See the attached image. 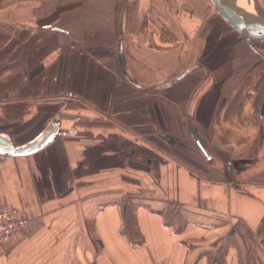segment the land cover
<instances>
[{"label": "crops", "instance_id": "crops-1", "mask_svg": "<svg viewBox=\"0 0 264 264\" xmlns=\"http://www.w3.org/2000/svg\"><path fill=\"white\" fill-rule=\"evenodd\" d=\"M116 1L0 0V141L48 140L0 161V209L28 220L0 264H264V50L224 95L240 35L210 0ZM124 196L153 202L138 245Z\"/></svg>", "mask_w": 264, "mask_h": 264}, {"label": "trees", "instance_id": "trees-1", "mask_svg": "<svg viewBox=\"0 0 264 264\" xmlns=\"http://www.w3.org/2000/svg\"><path fill=\"white\" fill-rule=\"evenodd\" d=\"M95 1L96 0H42L41 4L33 9V14L36 16L44 15L54 10L57 6L71 3H79L78 5L82 6L85 10H89L90 8L92 10V7H95L93 6V2ZM97 1L96 7L100 8L101 5L99 6V2H102L103 0ZM104 1H108L107 3L113 7L117 3L116 0ZM80 34H82L81 30ZM261 44L263 45V43L246 41L240 36V39L237 43V48L234 50V54L232 56L230 72L222 83L224 95H228L234 88L238 79L250 68H252V66L258 61L260 58V53L256 47L257 45ZM145 195L150 196L149 194ZM119 206L121 209L120 214L122 218L121 234L125 235L132 244H141L142 238L137 229L135 211L139 206L150 209L153 206V202L150 200L146 201L141 197L137 198L124 196L120 201ZM178 207V204L174 201H168L165 202V205L161 206L158 210L163 222L170 228L180 232L184 229L188 221L186 217L183 216V214L179 211Z\"/></svg>", "mask_w": 264, "mask_h": 264}, {"label": "water", "instance_id": "water-1", "mask_svg": "<svg viewBox=\"0 0 264 264\" xmlns=\"http://www.w3.org/2000/svg\"><path fill=\"white\" fill-rule=\"evenodd\" d=\"M216 11L222 17V19L234 29L241 37L246 41L263 43L264 44V18L256 16L255 20L243 19L240 12L233 5L231 0H210ZM190 69L184 71L181 75L176 77L174 80L163 85L169 86L175 81L182 78ZM48 140L39 139L38 141L21 147L20 149H13L10 144L3 143L0 141V153L6 155L22 154L32 152L42 147Z\"/></svg>", "mask_w": 264, "mask_h": 264}, {"label": "built area", "instance_id": "built-area-1", "mask_svg": "<svg viewBox=\"0 0 264 264\" xmlns=\"http://www.w3.org/2000/svg\"><path fill=\"white\" fill-rule=\"evenodd\" d=\"M6 154L0 153V161ZM28 224V220L16 209L4 207L0 209V245L11 241Z\"/></svg>", "mask_w": 264, "mask_h": 264}, {"label": "rangeland", "instance_id": "rangeland-1", "mask_svg": "<svg viewBox=\"0 0 264 264\" xmlns=\"http://www.w3.org/2000/svg\"><path fill=\"white\" fill-rule=\"evenodd\" d=\"M239 2V0H238ZM241 3H243L244 8L248 9L249 11L253 12L256 16L264 18V0H240ZM256 49L261 51L262 49L264 50V44L262 45H257ZM179 211L181 212V209L178 207ZM182 213V212H181ZM184 216V215H183ZM233 222V221H232ZM217 228L220 227L221 225L224 226L223 229H220V231H226L225 236H227L231 231H242L243 227H241V224L238 223V221L234 222V225H231V222L227 221L226 222H219L214 224ZM212 226V225H211ZM215 227H210V229H214ZM208 229V228H207ZM244 233V236L246 232ZM220 255V254H219ZM218 257L220 258L221 256L215 257L211 256L210 261L208 257V264H215L218 261Z\"/></svg>", "mask_w": 264, "mask_h": 264}, {"label": "bare ground", "instance_id": "bare-ground-1", "mask_svg": "<svg viewBox=\"0 0 264 264\" xmlns=\"http://www.w3.org/2000/svg\"><path fill=\"white\" fill-rule=\"evenodd\" d=\"M233 5L236 7V9L240 12L241 16L243 19H248V20H255L256 15L249 11L248 9L244 8L243 3L238 2V0H231Z\"/></svg>", "mask_w": 264, "mask_h": 264}]
</instances>
